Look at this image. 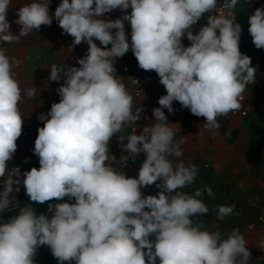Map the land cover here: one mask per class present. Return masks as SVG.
Segmentation results:
<instances>
[{
	"label": "clouds",
	"instance_id": "clouds-1",
	"mask_svg": "<svg viewBox=\"0 0 264 264\" xmlns=\"http://www.w3.org/2000/svg\"><path fill=\"white\" fill-rule=\"evenodd\" d=\"M238 2L224 0L217 7V0H61L54 13L59 27L74 45L89 47L77 61L80 67H50L49 81L64 78L57 89L61 99L38 117L43 126L33 152L40 166L23 173V185L30 200L41 205L65 197L75 203L49 204L51 217L38 215L31 205L19 208L0 225V264H35L38 247L45 245L59 264H249L251 253L239 229L225 238L218 224L209 231L193 219L209 213L198 199L202 191L190 195L179 189L191 185L199 169L179 159L184 136L174 139L175 124L163 111L171 113L177 101L204 117V127L212 130L220 126L218 117L240 110L256 68L239 48L242 29L232 14ZM10 6L12 0H0V45L18 44L52 23L50 0H30L18 9L14 22L21 27L14 35L6 19ZM118 8L131 12L115 20L104 16ZM218 8L226 14H212ZM204 17L207 24L193 34L192 26ZM125 21L130 22L131 44ZM248 22L253 44L264 48V8L255 9ZM185 35L191 42L187 47L181 42ZM130 48L138 66L155 71L167 93L158 100L161 107L152 110L157 123L139 135L135 128L123 145L133 159L141 152L146 156L138 178L117 171L109 153L110 140L136 124L143 111L137 107L133 113V96L114 67L115 58ZM21 63L0 47V177L7 173L0 212L9 209L13 186L19 184L13 179L19 168H8L23 128L19 104L25 96L34 98L38 89L21 88L13 71ZM153 184L160 191L145 196L141 188ZM206 193L213 195L211 188ZM234 208L217 206L216 219L223 221ZM257 247L264 249V241Z\"/></svg>",
	"mask_w": 264,
	"mask_h": 264
},
{
	"label": "crops",
	"instance_id": "crops-1",
	"mask_svg": "<svg viewBox=\"0 0 264 264\" xmlns=\"http://www.w3.org/2000/svg\"><path fill=\"white\" fill-rule=\"evenodd\" d=\"M30 0H12L6 19L10 22V31L15 35L19 34L20 25L14 21L18 19L19 7ZM61 0H50L49 15L53 17L50 26L42 25L39 32L35 30L29 35L21 37L20 42L0 45L6 49V55L15 57L22 63L13 69L15 78L19 81L22 89L37 87V95L34 98H23L19 104L22 118H24L21 136L17 139V150L8 163L10 169L14 165H22L23 173L31 168H39V157L34 154V142L38 135V128L43 126V121L38 117L47 114L53 103H58L61 99L57 89L64 84V78L59 82L49 81V70L52 64L58 67H80L78 59L87 55L88 44L74 45L70 35H67L59 27L55 20V9ZM237 13L242 27V37L239 48L242 54L251 58L252 66L256 68L255 83L249 84L246 89L245 101L241 106L249 108V114L229 113L226 117H218L219 128L209 130L204 127L205 118L193 115L189 109L181 115H171L165 113L169 123L175 124V140L179 141L184 136V143L181 145L183 155L179 159L185 165L195 164L199 169L195 181L179 191L193 195L197 189L202 191L201 199L209 209V213L198 215L197 219L202 222L204 229L209 231L219 230L225 238L233 229H239L246 239V246L251 253L249 264H264V249L257 245L264 241V48L257 49L249 34L248 18L257 8H264V0H239ZM127 10L115 9L104 16L115 20L121 18ZM125 33L131 44L130 22L124 23ZM113 32L116 30L113 29ZM98 46L104 47L95 41ZM187 47L185 40L181 41ZM110 48L111 45H108ZM137 60L131 48L123 57L114 60L116 75L121 77L129 93L133 96V109L141 107L149 116V121L139 118L134 123H129L122 130L115 134L109 142V153L116 158L113 166L117 171H122L128 178H138L139 169L146 159L143 152L134 159L129 156L126 163H123V145L127 144L126 137L132 132V127L137 128L139 135L145 125L157 123L153 117V109L160 107L158 100L166 95V90L160 84L157 76H151L141 85L131 83L121 70L122 65L137 64ZM137 90L140 91L136 96ZM181 104L173 101V109H177ZM167 123V121H165ZM125 137L123 141L119 138ZM174 161L176 158L170 157ZM7 173L0 177V192L3 191ZM14 180H19L14 188L22 191L24 206L31 205L36 209L37 214H46L51 217L48 211L49 204L60 202L75 203V200L68 201L65 197L63 201L46 202L39 204L30 200L23 185V174L14 176ZM159 183V181L157 182ZM206 188H211L213 195L206 193ZM142 193L155 195L160 190L156 184L141 188ZM219 205H235L233 213L225 217L223 221L216 219V210ZM146 211L148 209H145ZM17 214V213H16ZM13 215H6L0 218V225L8 222ZM154 240V236L149 237ZM40 246L34 256L35 264H59L56 258L50 257L46 248ZM146 251V250H145ZM64 264H75V261H65Z\"/></svg>",
	"mask_w": 264,
	"mask_h": 264
},
{
	"label": "built area",
	"instance_id": "built-area-1",
	"mask_svg": "<svg viewBox=\"0 0 264 264\" xmlns=\"http://www.w3.org/2000/svg\"><path fill=\"white\" fill-rule=\"evenodd\" d=\"M223 2H224V0H217V7H220L223 4ZM236 7H237V5H236ZM236 7H235L234 10H232V14L233 15H236V21L235 22L236 23H239L241 25ZM212 14H218V15L219 14H226V10L221 9V8H218L217 9V13H215V10H214ZM206 24H207V18L204 17L198 23H196L195 25L192 26V29L191 30H192L193 34H197L199 32L200 28L202 26H205ZM241 29H242V27H241ZM241 37H242V31H241V34H240V38ZM73 39L74 38H71L70 39L72 43H73ZM182 40H185L187 42V46H190V43L191 42L187 39V36L186 35L184 37H182ZM82 44L83 45H86L87 43L86 42H82ZM85 56L86 55H83L82 58H84ZM121 70H122L124 76L131 83H133L134 85H137V86L141 85L145 80H147L151 76H157L159 78V76L157 75V73L155 71H145V70L141 69L138 66V63L137 64H126V65H122L121 66ZM246 92H247V89H245V92L243 94L244 98L241 101V103H244V101H245ZM139 94H140V91L137 90L136 96H139ZM135 110L136 109H133V113L134 114H135ZM163 111L165 113L166 112L169 113L167 109H163ZM185 111H186V108H183L182 105H180L177 109H173V111L170 114L171 115H174V116H177V115H181V114L185 113ZM230 113L231 114H240L242 116H247L249 114V108L247 106H241V108H240L239 111L230 112ZM140 118H143L144 120L149 121V116L146 113V111H144V110L140 113ZM146 126H148V125H145L144 127H146ZM135 128L136 127H132V131ZM136 134H137V128H136ZM123 156L128 157L126 159H123V163H126L128 161V159H129V154L126 153ZM11 168H19L20 175L23 174V167H22V165H14ZM15 189H17V188H14V191L10 194V200H12V203H10L9 209L6 210V213H8L9 215L16 214L18 212L19 208L24 207L22 191H21L20 188H18L19 189L18 191H16ZM46 252H47V254L50 257L55 258L52 255L51 250H50L49 247L46 248Z\"/></svg>",
	"mask_w": 264,
	"mask_h": 264
},
{
	"label": "rangeland",
	"instance_id": "rangeland-1",
	"mask_svg": "<svg viewBox=\"0 0 264 264\" xmlns=\"http://www.w3.org/2000/svg\"><path fill=\"white\" fill-rule=\"evenodd\" d=\"M6 215H9L8 213H6V211L0 212V218L5 217Z\"/></svg>",
	"mask_w": 264,
	"mask_h": 264
}]
</instances>
